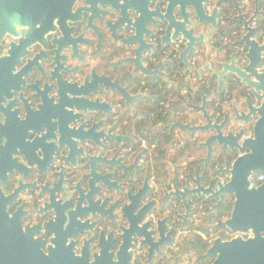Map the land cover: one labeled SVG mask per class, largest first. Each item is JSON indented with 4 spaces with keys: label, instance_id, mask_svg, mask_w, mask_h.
<instances>
[{
    "label": "flooded vegetation",
    "instance_id": "1",
    "mask_svg": "<svg viewBox=\"0 0 264 264\" xmlns=\"http://www.w3.org/2000/svg\"><path fill=\"white\" fill-rule=\"evenodd\" d=\"M18 14L0 5V264H113L123 230L158 220L163 247L135 240L132 264L212 263L218 237L253 235L226 226L235 192L203 193L252 152L209 142L207 126L253 135L264 0H42Z\"/></svg>",
    "mask_w": 264,
    "mask_h": 264
},
{
    "label": "water",
    "instance_id": "2",
    "mask_svg": "<svg viewBox=\"0 0 264 264\" xmlns=\"http://www.w3.org/2000/svg\"><path fill=\"white\" fill-rule=\"evenodd\" d=\"M42 0H0V5L15 15L16 18L23 19L18 16L19 11H35ZM68 5V9H69ZM16 13V14H15ZM206 16V15H205ZM205 20H209L206 16ZM245 70L252 75L254 67L252 63L248 64ZM242 81L249 86H255L254 82L241 77ZM259 106L255 112H245V117L257 115L258 119L254 125L252 136L244 135V128H240L236 132L223 134L221 129L216 126H207V129L216 130V133L209 138L210 141H217L223 144V148L235 147L234 143L240 140L238 147L241 151L250 148L251 153L240 157L230 170L232 176L227 182L220 183V191L214 190L204 192L207 201L223 195V192H235L236 200L230 217L226 220V226L233 231L252 230L253 235L245 238L238 235L229 240L218 237L208 249L210 255L215 256L211 264H264V183L259 186H251L250 177L257 170L264 173V95L261 94L257 100ZM243 115V114H242ZM210 120V117H209ZM219 186V184H218ZM217 186V187H218ZM199 186L196 184L193 189L197 192ZM217 189V188H216ZM198 195V194H194ZM116 207V204L110 206L109 211ZM124 213V208L122 209ZM0 213L7 218L5 205H0ZM115 215V214H114ZM163 220H158L155 224L145 223L142 226L133 227L132 225L123 230L119 236L117 244L116 259L113 264H132L134 241H137V247L146 248L150 253L157 248L160 250L164 245L163 236L169 234L167 229L163 228ZM8 245L0 242V254H3L4 247ZM110 246L108 249H112ZM126 252L125 259L121 258L120 252ZM4 256L0 255V261ZM97 260V259H96ZM149 262V261H148ZM147 262V263H148ZM133 264H140L138 258H135Z\"/></svg>",
    "mask_w": 264,
    "mask_h": 264
},
{
    "label": "trees",
    "instance_id": "3",
    "mask_svg": "<svg viewBox=\"0 0 264 264\" xmlns=\"http://www.w3.org/2000/svg\"><path fill=\"white\" fill-rule=\"evenodd\" d=\"M205 245H208V243L206 242ZM211 259H212V257L211 256H208L207 259H206V261L204 262V264H211Z\"/></svg>",
    "mask_w": 264,
    "mask_h": 264
},
{
    "label": "built area",
    "instance_id": "4",
    "mask_svg": "<svg viewBox=\"0 0 264 264\" xmlns=\"http://www.w3.org/2000/svg\"><path fill=\"white\" fill-rule=\"evenodd\" d=\"M261 178L263 179L264 177L262 176Z\"/></svg>",
    "mask_w": 264,
    "mask_h": 264
},
{
    "label": "rangeland",
    "instance_id": "5",
    "mask_svg": "<svg viewBox=\"0 0 264 264\" xmlns=\"http://www.w3.org/2000/svg\"><path fill=\"white\" fill-rule=\"evenodd\" d=\"M214 260V259H213Z\"/></svg>",
    "mask_w": 264,
    "mask_h": 264
}]
</instances>
